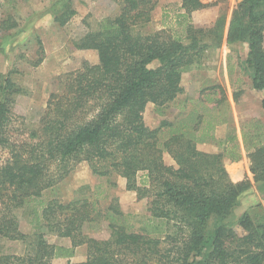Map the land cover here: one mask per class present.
<instances>
[{
  "label": "trees",
  "instance_id": "16d2710c",
  "mask_svg": "<svg viewBox=\"0 0 264 264\" xmlns=\"http://www.w3.org/2000/svg\"><path fill=\"white\" fill-rule=\"evenodd\" d=\"M112 1L120 4L119 13L75 42L77 50L93 51L97 60H86L59 79L61 89L51 95L33 141L11 138L16 98L25 90L13 72H0V149L8 156L0 166V239L25 247L22 254L0 253V264H264V203L239 218L243 233L229 226L251 182L232 181L226 169V161L242 159L243 148L255 182L264 183V122L242 123V145L231 132L219 153L201 151L199 145L214 139L217 127L229 121L230 104L219 85L181 101L183 116L175 122L165 120L152 129L144 117L150 105L162 112L179 99L183 75L200 69L210 49L207 36L224 40V19L215 30L197 29L192 16L209 5L182 0L183 13L174 26L147 32L159 0ZM51 8L61 27L77 14L73 0H58ZM18 25L9 17L0 29L8 32ZM226 41L247 44L244 69L252 88L263 93L264 109V0H242ZM40 52L35 66L45 59L44 49ZM215 90L219 100L206 93ZM240 96L235 93L234 100ZM166 154L175 166L166 164ZM82 163L113 187V176L125 179L127 191L147 201L139 231L119 199L101 208V200H108L103 184L91 197L42 200ZM21 213L29 219V234L21 230ZM103 224L108 239L85 233L86 226L99 232ZM49 235L70 239L71 247L50 244ZM80 246L87 247V260L72 263Z\"/></svg>",
  "mask_w": 264,
  "mask_h": 264
},
{
  "label": "rangeland",
  "instance_id": "374dc122",
  "mask_svg": "<svg viewBox=\"0 0 264 264\" xmlns=\"http://www.w3.org/2000/svg\"><path fill=\"white\" fill-rule=\"evenodd\" d=\"M58 0H0V25L4 19L12 17L17 21L18 28L13 32L3 33L0 29V72L7 75L13 72L12 77L25 90L24 94L16 98L13 112L16 115L12 124L11 138L17 143L33 141L31 135H36L41 129V122L47 112V104L51 95L61 89L59 79L67 74L78 71L84 61L95 62L97 56L93 51H79L75 48L86 34L97 30L99 23L108 17L116 16L120 11V4L112 0H73V9L77 14L65 27H59L52 14V5ZM209 7L192 16L197 29L205 31L215 30L224 19V40L220 41L214 34L208 35L210 44L202 66L183 75L182 87L184 92L174 103L167 105L162 112L150 105L145 114V120L150 128L156 129L165 120L175 122L183 116L181 101L194 100L200 97V92L219 85L224 88L230 104L229 121L219 125L215 130V138L202 142L201 151L219 153L220 142L227 135L235 132L241 144L242 123L250 119L264 122L262 108L263 93L252 88L249 71L244 69V62L248 54L246 43L229 44L226 36L234 10L242 0H202ZM182 0H159L153 14L151 25L147 32L169 29L174 26L176 16L183 13ZM223 22V21H222ZM41 43V44H40ZM44 49L45 59L39 66L34 63ZM153 67L158 66L154 63ZM241 93L238 101L234 100L235 93ZM210 93L214 100H219V90ZM190 104H188V107ZM37 140V139H36ZM242 145V144H241ZM8 158L7 153L0 149V166ZM167 165L175 166L174 160L165 155ZM251 160L242 148V159L238 163L226 161V169L234 182L245 179L251 182V188L240 197L239 204L227 220L229 226L238 233H243L237 223L244 211H251L257 205L264 203V183H256L251 171ZM236 172V173H234ZM115 175L110 180L116 186L108 184L106 179L96 177L88 163L80 164L66 180L55 188V192L46 191L43 201L59 199L65 202L77 197H91L95 186L103 184V190L108 200H101V208L105 209L112 198L119 199L121 209L133 216L135 230L141 228V221L147 212V201H139L137 195L127 191L125 182ZM127 185V184H126ZM21 230L25 234L32 232L27 215L21 213ZM92 238L106 240L110 231L103 224L102 231L95 232L88 226L85 228ZM53 235H49L48 238ZM51 239V238H50ZM51 241V240H50ZM24 245L0 239V253L22 254ZM55 264H66V261H57Z\"/></svg>",
  "mask_w": 264,
  "mask_h": 264
},
{
  "label": "crops",
  "instance_id": "0c3cea01",
  "mask_svg": "<svg viewBox=\"0 0 264 264\" xmlns=\"http://www.w3.org/2000/svg\"><path fill=\"white\" fill-rule=\"evenodd\" d=\"M59 27H61V26L59 25ZM14 30H16V29L10 30L8 32H3V31L2 32L3 33H9V32L11 33ZM120 179H123V178H120ZM123 182H125V186H126L127 181L125 179H123ZM245 212L246 211H244L243 213H245ZM48 241H49L50 244H53V245L63 246V247H71V240L68 239V238H60V237H57V236H50L48 238ZM87 254H88V251H87V247L86 246H80V247H78L76 249L75 256L71 259L72 263H82V262H85L87 260Z\"/></svg>",
  "mask_w": 264,
  "mask_h": 264
}]
</instances>
